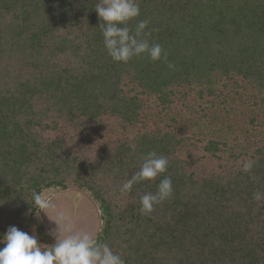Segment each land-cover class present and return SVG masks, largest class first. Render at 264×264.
Segmentation results:
<instances>
[{
  "label": "trees",
  "instance_id": "obj_1",
  "mask_svg": "<svg viewBox=\"0 0 264 264\" xmlns=\"http://www.w3.org/2000/svg\"><path fill=\"white\" fill-rule=\"evenodd\" d=\"M99 2L0 0V237L16 226L51 245L32 194L73 186L125 264H264V122L196 138L172 117H205L227 91L264 109V0H139L129 26L149 20L167 60L127 63L105 49ZM150 151L167 171L122 194ZM164 176L173 195L141 214Z\"/></svg>",
  "mask_w": 264,
  "mask_h": 264
},
{
  "label": "clouds",
  "instance_id": "obj_2",
  "mask_svg": "<svg viewBox=\"0 0 264 264\" xmlns=\"http://www.w3.org/2000/svg\"><path fill=\"white\" fill-rule=\"evenodd\" d=\"M95 10L102 23L103 42L108 55L115 62L127 63L134 57L147 55L151 61L167 60V53L159 43H150L148 36L149 20H138L135 28L129 26L130 21L140 15L139 0H100ZM168 67L175 70L174 64ZM132 151L136 145L129 146ZM252 160H245L242 169L250 172L253 168ZM169 166V159L165 155L150 151L143 157L140 168L130 179L126 180L121 193L131 192L133 186L142 181L155 180L164 174ZM116 172L119 169H115ZM173 195L172 179L164 176L160 180L157 190L147 192L140 197L141 214H151L156 205L169 199ZM256 201L264 198V193H254ZM32 206L37 218L43 212L53 222L48 234L54 238V243L46 245L38 242L35 234L30 235L16 226H10L0 237V264H125L122 256L114 252L107 242L82 228H79L71 215L58 203L56 198L46 193L32 194Z\"/></svg>",
  "mask_w": 264,
  "mask_h": 264
},
{
  "label": "rangeland",
  "instance_id": "obj_3",
  "mask_svg": "<svg viewBox=\"0 0 264 264\" xmlns=\"http://www.w3.org/2000/svg\"><path fill=\"white\" fill-rule=\"evenodd\" d=\"M227 93L228 97L225 105L223 103L212 106L202 104L206 109V115L202 118L199 117L198 120L187 121L181 114L178 117L172 115L177 121L175 124L176 128L181 129L183 134L188 133L190 136L195 134L196 138H210L211 135L221 137V134L226 129H231L233 132H243L246 129L251 131L255 124L264 122V109L249 107L248 97H245L243 93L237 95H234L231 91H227ZM163 120L172 124L169 118H164ZM251 121H254V124L250 123ZM43 193L55 197L58 205L73 217L79 228L92 232L96 236L99 234L102 228V221L98 204L87 192L69 186L64 190L59 188L47 189ZM34 218L48 234V230L53 227V222L43 212L40 213L39 218H37L36 214ZM33 234H35L34 231ZM48 239L52 244L55 242L54 238L49 234Z\"/></svg>",
  "mask_w": 264,
  "mask_h": 264
}]
</instances>
